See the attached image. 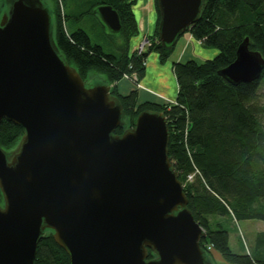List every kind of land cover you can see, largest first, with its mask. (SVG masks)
I'll return each instance as SVG.
<instances>
[{
	"label": "water",
	"instance_id": "water-1",
	"mask_svg": "<svg viewBox=\"0 0 264 264\" xmlns=\"http://www.w3.org/2000/svg\"><path fill=\"white\" fill-rule=\"evenodd\" d=\"M155 2L158 41L170 50L203 0ZM93 13L119 32L111 6ZM52 18L43 0H0V122L23 129L14 149L0 147V264H33L46 232L69 264H212L168 159L166 118L142 111L115 134L125 127L119 100L103 78L87 84L65 62ZM263 67L245 38L218 74L250 83Z\"/></svg>",
	"mask_w": 264,
	"mask_h": 264
},
{
	"label": "trees",
	"instance_id": "trees-1",
	"mask_svg": "<svg viewBox=\"0 0 264 264\" xmlns=\"http://www.w3.org/2000/svg\"><path fill=\"white\" fill-rule=\"evenodd\" d=\"M136 1H86L87 7L68 14L63 0H52L53 37L58 52L84 81L99 76L110 86V94L119 100L125 114V127L116 129L115 134L132 128L142 111L164 115L169 135L168 159L187 198V208L205 233L200 241L203 252L212 259L215 251L227 264H264V230L255 234L253 246L245 245L238 236V253L230 248L226 228L229 222H264V102L258 92L264 67L257 81L237 85L218 74L235 60L237 47L245 38L248 49L259 52L264 60V0H203L199 18L184 34L204 49H215L217 54L202 62L172 63L177 93L170 104L139 102L136 88L126 95L117 92L116 84L124 76L135 87L143 79L150 52H156L158 61L164 63L175 47L166 50L158 41L159 12L154 0L156 27L146 37L150 45L140 54L130 53V39L138 33L132 10ZM100 5L111 6L120 21L119 32L107 35L118 46L114 43L118 49L111 53L93 43L83 29L67 28V20L79 22L96 16L94 9ZM98 22L104 28L99 19ZM22 134L20 126L3 119L0 147L10 152ZM194 168L197 174L187 182ZM154 257L149 253L148 259ZM33 264H69L67 254L50 232L38 241Z\"/></svg>",
	"mask_w": 264,
	"mask_h": 264
},
{
	"label": "crops",
	"instance_id": "crops-1",
	"mask_svg": "<svg viewBox=\"0 0 264 264\" xmlns=\"http://www.w3.org/2000/svg\"><path fill=\"white\" fill-rule=\"evenodd\" d=\"M132 10L136 19L138 33L130 39V53L134 51L142 38L151 36L156 27L154 0H137L132 6ZM176 43L178 47L174 57H169L170 61L160 64L158 56L150 54L145 60V75L138 85L136 87L133 86L129 79L123 77L116 84L117 92L121 95H126L136 88L139 102L151 101L160 104L174 103L177 93V84L172 72V63L189 60L202 62L206 59H211L217 54L215 49H206L204 51V48L200 46L199 42L193 39L189 34L181 36ZM211 257L212 264H227L215 251L212 252Z\"/></svg>",
	"mask_w": 264,
	"mask_h": 264
},
{
	"label": "rangeland",
	"instance_id": "rangeland-1",
	"mask_svg": "<svg viewBox=\"0 0 264 264\" xmlns=\"http://www.w3.org/2000/svg\"><path fill=\"white\" fill-rule=\"evenodd\" d=\"M50 9H52V0H43ZM87 2L95 1V0H63L64 9L68 14H76L77 12L81 11L88 5ZM98 17L96 16H89L82 21L75 22L74 20H67V28L68 30H73L75 28L83 29L91 39L93 43H97L103 47L104 52L111 53L114 52V39L107 36L110 32L98 22ZM54 23V19L52 18V24ZM186 35V34H184ZM179 43V42H178ZM132 46V41H131ZM178 44H175L174 50L172 51L170 58L174 57ZM206 49H204L205 51ZM157 55L156 52H150L148 56ZM158 56V55H157ZM170 58L167 61H170ZM207 58V57H205ZM213 58V57H212ZM165 61L164 63H166ZM160 63V62H159ZM160 63V64H164ZM96 77V79H95ZM91 80H100L102 77L95 76ZM89 80L87 84H91L92 81ZM258 92L261 93L262 100L264 102V80L260 81L258 86ZM227 230L229 233V245L233 252H241L239 243H238V236L247 246H253L254 243V236L258 231L264 230V222L259 220H242L238 222H229L227 225Z\"/></svg>",
	"mask_w": 264,
	"mask_h": 264
},
{
	"label": "built area",
	"instance_id": "built-area-1",
	"mask_svg": "<svg viewBox=\"0 0 264 264\" xmlns=\"http://www.w3.org/2000/svg\"><path fill=\"white\" fill-rule=\"evenodd\" d=\"M150 45L149 40L144 37L141 39V41L138 43V45L135 47L134 51L137 54L142 53L148 46ZM125 78L129 79L127 76H124ZM197 174V170L194 168V171L192 173H190L189 175H187L186 177V181L190 182L194 179L195 175Z\"/></svg>",
	"mask_w": 264,
	"mask_h": 264
},
{
	"label": "bare ground",
	"instance_id": "bare-ground-1",
	"mask_svg": "<svg viewBox=\"0 0 264 264\" xmlns=\"http://www.w3.org/2000/svg\"><path fill=\"white\" fill-rule=\"evenodd\" d=\"M115 45L117 46L116 43H115ZM115 45H114V46H115ZM117 47H118V46H117ZM117 47H116V48H117ZM116 48H114V49H116ZM117 49H118V48H117ZM122 49H123V47L121 46V51H120V52H122ZM123 50H124V49H123ZM116 51H117V50H116ZM120 52H119V53H120ZM210 52H212V51H210ZM123 53H124V51H123ZM123 53H122V54H123ZM211 54H212V53H211Z\"/></svg>",
	"mask_w": 264,
	"mask_h": 264
}]
</instances>
